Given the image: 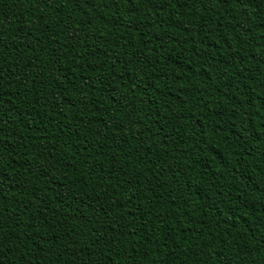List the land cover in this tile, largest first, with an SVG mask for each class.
Listing matches in <instances>:
<instances>
[{
  "label": "trees",
  "instance_id": "obj_1",
  "mask_svg": "<svg viewBox=\"0 0 264 264\" xmlns=\"http://www.w3.org/2000/svg\"><path fill=\"white\" fill-rule=\"evenodd\" d=\"M0 264H264V0H0Z\"/></svg>",
  "mask_w": 264,
  "mask_h": 264
}]
</instances>
